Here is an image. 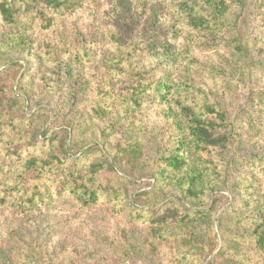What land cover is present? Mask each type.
<instances>
[{
    "label": "trees",
    "instance_id": "1",
    "mask_svg": "<svg viewBox=\"0 0 264 264\" xmlns=\"http://www.w3.org/2000/svg\"><path fill=\"white\" fill-rule=\"evenodd\" d=\"M82 6L81 0H0V20L6 27V32L0 36V64L30 69L29 74L20 79L15 94L10 93V85L0 87V166L1 161H19L18 172L21 170L12 178L0 174V202L4 204L7 199H15L20 210L35 216H40L48 207L52 208L51 211L59 209L58 204L62 202L68 205H62L60 210L80 211V214L91 212L104 202L119 213L125 208L137 212L134 208L136 203L130 205L124 192L102 186L100 176L112 169L113 164L104 157L99 144L112 159L117 158L114 153H136L139 148L136 135L141 130L139 125L142 122V116L136 114L148 105L145 95L151 93L156 100L154 102L168 103L160 113L171 128L166 139L172 145L166 154L156 160L161 167V176L173 188L179 189L180 202L186 205L193 203L189 206L191 208L185 210L178 202H170L181 209L175 222L167 218L160 223L150 220L152 225L128 229L142 230L145 236L142 241L150 243L147 246H139L137 236L141 234L136 232L130 234L128 240L131 242L126 241L134 246L130 255H145L149 259H155L156 248L153 245L156 242L165 245L183 243L192 247L194 235L199 232L201 224L207 222L213 210L197 207L201 206L208 192L213 193L224 186L221 171L225 169H220L219 159L211 156L212 147L208 138L210 132L228 134L231 125L227 112L216 101L201 98L198 87L188 89L184 82L169 80V75L156 80L143 76L147 72L138 66L134 54L144 53L148 48H142L133 41L118 39L115 32L111 35L117 42V50L100 60L103 73L107 74L102 82L103 90L96 92L97 99L92 97L84 106H81L84 99L70 100L74 95L82 96L86 91V85L80 82L76 72L91 60L89 46L101 45L99 39L77 40L75 46H66L61 52H41L33 66L30 62L17 64L9 59L11 55L14 58V55L23 53H27L31 59V54L25 51L28 45L26 38L22 32L13 29L19 22L28 19L21 10L34 13L33 19L38 20L40 28L49 30L63 13H73ZM235 6L240 7L242 13L246 8L245 0H174L177 14L186 20L191 30L197 32L234 30L231 23L233 16H230ZM229 43L235 45L234 51L246 55L245 47L238 40ZM150 49H155L167 66L184 55L167 42ZM36 56L33 53V58ZM3 73L4 70H0V75ZM133 79L134 84L128 81ZM86 83L90 88V81ZM77 101L80 103L77 104ZM88 139L95 140V145L80 153L82 144ZM186 147H191L190 154L185 152ZM249 162L251 165L256 163L255 159ZM114 166L117 167L116 162ZM29 173L32 176H28ZM150 190H146L144 195L148 196ZM262 200L264 202V195ZM71 204L76 206L72 207ZM91 216L94 219L95 215ZM223 219L219 220V225L224 227L221 229L226 235L224 242L252 245L256 252L264 254V214H259L257 223L252 227L243 225L248 216L230 217L227 223ZM96 228L89 236L92 243L76 240L74 243L80 246L71 245L70 251L67 244L62 243L52 253L68 251L66 258L72 260L71 264H76L74 251L83 255L89 251L95 258V264H121L123 257L117 245L125 242L116 236V232L105 234ZM38 235L16 231L15 242L11 244L7 241L0 246V264H9L14 255L19 264H52L49 258L51 254L49 257L43 255L46 240ZM189 247L176 252L184 262L187 257L196 256L195 250ZM110 253L114 261H104V254L107 257ZM41 257H46L47 262H43ZM180 262L171 261V264ZM145 263L148 264L146 260Z\"/></svg>",
    "mask_w": 264,
    "mask_h": 264
},
{
    "label": "rangeland",
    "instance_id": "2",
    "mask_svg": "<svg viewBox=\"0 0 264 264\" xmlns=\"http://www.w3.org/2000/svg\"><path fill=\"white\" fill-rule=\"evenodd\" d=\"M81 1L82 8L73 13H63L49 30L40 28L38 20L33 19L34 13L21 10L28 19L19 22L13 29L22 32L26 38L28 45L25 51L31 54V59L27 57V53H23L14 55V58L11 55V62H30L32 65L38 62V54L41 52H61L66 46H75L77 40L99 39L101 45L89 46L91 60L76 72L80 82L86 85V91L82 96L74 95L70 100L84 99L81 104L84 106L92 97L97 99L96 92L103 90L102 82L107 74L103 73L100 60L117 50L112 32H115L118 39L133 41L142 48H148L144 53L134 54L138 66L147 72L143 76L156 80L160 76L169 75V80L184 82L188 89L198 87L201 89L198 92L201 98L216 101L227 112L231 125L228 134L210 132L208 138L212 147L211 156L219 159L220 169H225L221 171L224 186L213 193L208 192L201 206L197 207L213 210L207 222H203L199 232L194 235V246L156 242L153 245L156 248L155 259H149L145 255H130L134 248L128 243L131 242L128 240L130 234H141L137 238L140 239L139 246L142 248L150 243L142 241L145 237L142 230L128 229L152 225L150 220L160 223L167 218L175 222L181 209L170 202H178L185 210L191 208L189 206L193 203L186 205L180 202L179 189L173 188L161 176V167L156 160L166 154L172 145L166 139L171 128L160 113L161 108L168 106V103L154 102L156 100L150 93L145 95L148 105L136 114L142 116L139 125L141 130L136 135L139 143L136 153H114L117 158L112 159L103 145L99 144L104 157L113 164L112 169L100 176L102 186L124 192L128 203L134 205L135 202L134 208L140 212L125 208L119 213L108 202H104L93 211L80 214V211L60 210L62 205H68L62 202L58 204L59 209L51 211L52 208L48 207L40 216H35L20 210L15 199H7L4 204L0 202V246L7 241L11 244L15 242L16 231L40 234L39 238L46 240L43 255L49 257L51 254L49 258L52 264H71L72 260L66 258L67 252L71 250L70 246H80L79 243H74L79 239L85 244L92 243L89 236L97 226L96 230L100 228L99 231L105 234L116 232V236L125 242L121 246L117 245L123 257L121 264H146L145 260L148 264H171V261H181L179 264H264V254L256 252L252 245L224 242L226 235L221 231L224 227L219 225L221 218L227 223L226 220L230 217L234 219L235 216H248L243 225L252 227L257 223L259 214H264V0H245L246 8L242 13L241 8L235 6L230 16H233L231 23L234 24V30L211 33L191 30L186 20L177 14L174 0ZM5 32L6 27L0 20V36ZM232 40H238L245 47L246 55L233 50L235 45L229 43ZM63 42L65 43L62 44ZM165 42L172 44L176 51L184 53L183 57L177 58L170 66L158 57L155 49H150ZM33 53L37 55L36 58H33ZM0 70H4L0 75V87L10 85L12 94L17 92L22 76L30 72L28 68H12L2 64ZM88 81L90 88L86 83ZM128 81L134 84L135 79ZM76 103L79 104L80 101ZM94 142L95 140L88 139L84 144L81 143L83 147L80 153L85 148L94 146ZM185 152L190 154L191 147H186ZM252 159L256 163L251 165L249 161ZM114 162L122 170L114 166ZM1 163L0 174H6L8 178L15 177L21 171L18 172L19 161L5 160ZM27 175L32 176L31 173ZM152 186L154 187L150 190ZM1 190L0 186V192ZM146 190H150L148 196L144 195ZM91 215H95L94 219ZM62 243L67 244L68 251L52 253ZM178 246L181 247L177 248ZM184 247L193 248L196 253L193 258L187 257L186 262L176 253ZM74 254L76 264H95V258L89 251L85 255L75 251ZM46 257H41L45 263L48 260ZM16 258L14 255L9 264H19ZM102 259L114 261L111 253L107 257L104 254Z\"/></svg>",
    "mask_w": 264,
    "mask_h": 264
}]
</instances>
